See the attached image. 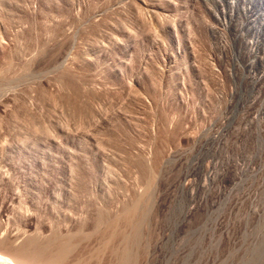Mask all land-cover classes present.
Returning a JSON list of instances; mask_svg holds the SVG:
<instances>
[{
    "label": "rangeland",
    "instance_id": "374dc122",
    "mask_svg": "<svg viewBox=\"0 0 264 264\" xmlns=\"http://www.w3.org/2000/svg\"><path fill=\"white\" fill-rule=\"evenodd\" d=\"M0 252L264 264V0H0Z\"/></svg>",
    "mask_w": 264,
    "mask_h": 264
},
{
    "label": "bare ground",
    "instance_id": "6f19581e",
    "mask_svg": "<svg viewBox=\"0 0 264 264\" xmlns=\"http://www.w3.org/2000/svg\"><path fill=\"white\" fill-rule=\"evenodd\" d=\"M152 9H153V11H154V13H157V12H155L156 11V9H159V6L157 7V6H152ZM152 11V10H151ZM152 11V12H153ZM158 11V10H157ZM159 13V12H158ZM156 15V14H155ZM158 15V14H157ZM159 16V15H158ZM176 65L174 64V66L173 67H175ZM176 68V67H175ZM21 155V154H20ZM59 198V197H58ZM104 198V197H103ZM99 201V200H98ZM97 201V202H98ZM101 201H103V200H101ZM103 202H107V201H105V199H104V201ZM102 202V203H103ZM101 203V202H100ZM104 205V204H103ZM69 214V213H68ZM66 215V214H65ZM72 216V215H71ZM66 216H64V218H65ZM124 217H127V216H125L124 215ZM74 220V219H73ZM16 257V256H15ZM15 257H13L12 255H11V257H10V254L8 255H6V253L4 254L3 252H0V264H27V262H24V261H22V260H25V259H23L22 258V260H19V259H13V258H15ZM17 258V257H16ZM20 261V262H19ZM22 262V263H21ZM30 264L32 263L31 261L29 262ZM28 263V264H29Z\"/></svg>",
    "mask_w": 264,
    "mask_h": 264
}]
</instances>
